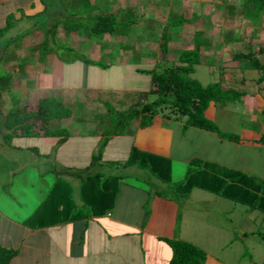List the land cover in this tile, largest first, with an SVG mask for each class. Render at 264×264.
Returning a JSON list of instances; mask_svg holds the SVG:
<instances>
[{
    "label": "crops",
    "instance_id": "0c3cea01",
    "mask_svg": "<svg viewBox=\"0 0 264 264\" xmlns=\"http://www.w3.org/2000/svg\"><path fill=\"white\" fill-rule=\"evenodd\" d=\"M208 1L212 0H199L198 4H200L201 8L203 5L205 10L204 12L202 10L200 14L202 17L210 14L209 17L215 19L214 23L217 24L216 18L219 16L220 10L216 4H219V1L213 0L214 2H211V4ZM24 4L26 3L19 0H0V10L2 9L1 7L6 6H11L14 9L21 7L19 10H23ZM23 19L20 16L17 21L21 22ZM260 23L261 26L251 25L249 27L251 31L255 27L260 28L262 33L258 34V38L262 39L264 38V35L262 36L264 33V17ZM12 27H14V24ZM57 61L60 62L59 60ZM35 62L37 63L38 61L35 60ZM40 62L42 61L37 64L41 65ZM53 62L54 60L51 67L57 66ZM106 63L110 66L118 65V63L116 64L113 61H107ZM67 64L70 65L71 63ZM44 68L45 66L42 67V70ZM133 69L135 81L132 83L136 87L133 86V89L130 87L131 91H126V93L125 90L116 93V100L122 104L129 103L128 101H130L132 94L130 92L143 93L150 88V85H148L143 89L138 88L137 90L138 71L137 67H133ZM242 69L246 70L243 67ZM142 74L138 72L139 77ZM143 77L146 78L145 84L147 85L150 79L146 75H143ZM244 82L246 83L247 81L243 80V84ZM36 89L39 91V88ZM71 89L74 92L69 93L65 89L57 96L65 105L68 103L67 99L70 101L68 97H75L80 94V91L95 90L100 92L98 89L101 88L96 85L92 88L90 85L84 84L83 88L80 89V85L73 82V88ZM258 94L261 96L260 99H257L256 95L251 97V95L243 93L239 98L234 99L235 103L232 106L228 103L231 99L227 102L217 101V105L210 107L209 113L207 111V115L213 119L222 132L233 133L243 137L240 142L222 138L215 132L204 131L194 127L184 129L183 121H174L157 115L154 117L153 123L146 128H139L134 121L128 125L125 134L112 137L104 148L99 160L100 164L104 161L111 164V167L107 166L106 168L105 166L103 170H98L95 167L93 168L94 170L90 169L87 173L80 171L82 167L80 165L75 166V168L70 167L75 172L68 170V175L79 177L80 181L88 173L95 172L102 177L121 176L114 209L111 213L103 216H91L81 218L78 221H68L47 227H31L25 222L36 211L40 203L36 204L43 200V196L47 194L46 192L49 189L40 190L44 186H37L38 195L36 196L34 183L28 182L26 177H30L35 172L36 175H39L36 180L37 183H41L43 179L46 183H53L56 178L52 173L58 174L57 170H45V173L49 172L39 174L37 164L26 165L23 162L20 163V169L19 167L17 168L19 171H16V168L10 169L8 172L10 179L8 191L0 184V245L14 248L18 251L11 264H169L172 250L166 239L172 238L190 241V243L205 251L207 258L203 264H264V231L261 232L259 228L254 226V221L258 219L262 220L258 224H264V216L261 218V214H264V187L260 191L251 185L252 182L264 184V167L259 161L258 163L253 162L251 157L250 160L248 159L250 148L255 147V149H258L257 152H264V143L259 142L260 138L264 136V101L263 93L260 94L258 92ZM250 97L251 99L247 101ZM144 98L141 97V100H144ZM104 101L109 102L104 99L101 101L102 104H105ZM110 103H112L111 100ZM112 104L115 105L114 103ZM115 107L118 108L116 105ZM75 128L78 129H74L71 132L73 135L71 136L70 134L63 144L58 143L56 139L50 140V143L53 147L64 146L65 148V145L70 142V144L74 145L73 148H76L75 150H79L76 152L78 157L82 156V152L85 149L82 145L90 143L87 146L89 149L87 151L88 162L83 165L86 167L91 162L92 153L97 149L96 146L101 136L92 133L93 140L91 141L87 134L83 135V133H80L79 135L78 130L80 127ZM15 137L21 140L29 139V137L36 138V136L26 137L20 135ZM39 137L43 139L38 140L41 141L39 144L46 147L48 144L44 143V139L47 137ZM4 144L13 151L16 149L21 151L26 149L29 150L28 152L33 151L36 157H39L38 163L43 164L45 167L48 166L46 161L44 162L43 160L48 158L46 154L51 149L50 147L45 148L46 151L43 154L35 146L21 145L19 142H15V145L12 142V145L5 142ZM132 144L141 150L171 159L172 171L171 182L169 183L172 184L170 185L177 184L185 179L188 168L193 166L191 161L195 157L206 161H215L220 164V167L222 165V169L214 165V167H210L211 169L207 168V170L230 183H232V180L231 178L229 179V176H234V172L246 174L248 177L247 183L242 180L241 182H236L239 189L235 197L226 198L222 196L229 202L217 200L212 195L214 198L211 206H215L218 202L221 203L218 207L219 211L212 215L213 218H207V214L202 207L193 206L198 213L202 214V219L195 225L197 226V228L195 227L196 229H191V233L198 237V235L200 236L201 233H204L203 225L216 227V230L213 229L210 233L211 235L214 233L212 239L216 237L215 241L221 248L219 252L217 250L213 251L211 241L201 239L197 243L198 238L194 237L197 239L194 240L189 235L188 227L183 226V222L184 220L186 221L184 223L187 224L191 222L187 216L179 215L181 207L176 199L167 197L163 191L164 194L154 191L155 187L162 181L159 182L160 180L146 169L136 166H124L122 164L126 160ZM58 147L56 148L58 149ZM240 151L247 155L241 162L242 158L238 159V161L236 160L237 152ZM216 154H223L226 158L217 157ZM62 156L66 158L71 155H68L65 151ZM4 159L10 160L7 157H4ZM261 162L264 164V156ZM177 163L181 165V171H176L175 165ZM247 163L251 165L249 169L246 166ZM60 165H62L61 162L57 163L56 166L62 172L63 169L59 167ZM259 166H262L263 169ZM228 168L232 169L230 171L231 175L226 173V170H229ZM250 178L252 179L250 180ZM151 185H154V187ZM197 189L204 190L194 188L189 193L191 202L193 192ZM244 190L247 192L245 193V201L242 200L244 196L241 197V192L244 193ZM204 191L210 193H206V195H216L215 192ZM34 196L36 197L34 198ZM254 197L255 201L252 202ZM74 200L79 206H82V200L78 196ZM237 204L244 205V207H238ZM187 208H189V205L185 203V209ZM179 216L181 224L177 227ZM219 220H230L231 225L234 226L228 230L220 226L222 224H217Z\"/></svg>",
    "mask_w": 264,
    "mask_h": 264
},
{
    "label": "rangeland",
    "instance_id": "374dc122",
    "mask_svg": "<svg viewBox=\"0 0 264 264\" xmlns=\"http://www.w3.org/2000/svg\"><path fill=\"white\" fill-rule=\"evenodd\" d=\"M19 1L26 3L24 4L23 10H19L21 7L19 9H14L11 8V6L1 7L2 9L0 10V27L5 26V22L7 20L6 17L11 13L12 17L10 20L14 24V27L10 28L5 34L0 36V88H2L1 85L3 83L10 84L8 90L0 89V184H8V188L10 186L9 170L12 168L17 169L18 167L20 169V163L23 162L26 165L37 164L39 174H46L49 171L57 170L58 174L52 173V175L55 176V178L57 175H60L65 180H68L73 188V198L77 196L80 198V178L72 175L69 176L68 170L75 172L70 169V167L75 168V166L80 165L82 166L80 171L83 173L90 171L85 170V166H83L88 162L87 151L89 149L87 146H89L90 143H88V145H82L85 148L82 152L83 157H78L76 152L79 150H75L76 148H73L74 145L70 144V142H68V145H65V148L64 146L53 147L50 140L53 141L56 138L44 139V143L48 144L46 147L39 144L41 141L38 140L42 139L39 136H36V138L29 137V139L27 138L25 140L16 139L14 136L10 141H6L9 142V145H15V142H19L21 145L35 146L40 152H43V154H45V148L50 147L51 149L46 154L48 158L43 160L48 164L46 167L43 164L38 163L39 157H36V154L33 151L28 152L29 150L26 149H22L23 151L18 149L13 151L9 149V147L4 144L5 140L3 135L6 132V129L3 127L2 120H4L6 112L12 105L27 104L31 106L37 102L39 97L47 95L59 96L65 89L66 92L68 91L69 93H72L74 92L71 89L73 88V82L75 84H79L80 89L83 88L84 84L90 85L92 88L96 85L101 88L98 89L100 92L92 90L93 93H95L93 94L92 91H80L81 95L78 94L75 97H68L70 101L67 99L68 103L65 106L71 108V117L62 119L59 122H54L55 126L64 127L69 132H73L74 129H78L75 127H80L78 130L79 135L80 133H83V135L87 134V136H89V140L92 141L93 136L91 134L93 131H97L94 130V128L99 121L98 119H104V115L106 113V104H102L101 101L105 99L109 101V104H111V100V102L118 108L123 109L127 108L132 103L140 101L141 97H145L144 100L148 101H151L156 97L155 94H148L149 90L144 92L142 91L143 93L137 92V94L136 91H134L130 92L132 94L130 101H128L129 103L122 104L120 101L116 100V93L123 92L124 90L126 93V91H131L130 89L133 86L136 87L132 83L135 81V73L132 72L133 67H137V71L143 73L139 77L137 72V90L138 88L143 89L148 85L151 86V75L144 73L141 70L144 69L148 71L150 69H156L160 71L163 68L162 65L168 67L172 66V64L178 61L181 46H185L187 44L193 45L190 43L193 41L192 38L195 39L194 42H197L199 40L198 37L202 36V41L205 43V46L202 45L200 47V52L205 59L202 64L197 66V70L193 74V77L198 78L204 85L209 83H220L225 88L240 90L243 93L251 95V97L256 95L257 99H260L261 97L258 92L260 94L263 93L264 101V70L249 68H245L246 70H244L242 69L243 61H235L233 59L236 52H246L249 49L257 52L260 45L264 43V38H258V34L261 32L260 28L255 27L253 28L254 31H251L249 27L251 25L261 26V23H248L243 17V0H218L219 4H216V6H219L217 8L220 10V13L216 18L217 24L214 23L215 19L212 17H209L210 20L200 17L199 21H196L191 25L183 24L180 26H170L168 31L172 38L169 42L168 52L164 56L161 52L160 46L162 44V35L164 33L166 21L177 18L180 16L182 11L185 13L186 17H190L195 13L199 15L202 10L204 12L205 10L203 5L201 8L200 4H198L199 0ZM70 2L81 5L90 3L95 7L94 12H114L117 11L119 7L124 6L128 8L127 12L124 13V18L127 19L129 17L131 19H135L136 22L134 25H127L123 28L121 27L114 35H105L100 38H93L86 33L85 28L74 21L79 18L78 14L73 15L67 11V5H69ZM211 2L213 3L214 1H208L209 4H211ZM85 11V13H81L79 16L83 15L85 16L84 18H88L87 10ZM231 13H234L235 16ZM209 15L210 14H208V16ZM20 16L24 19L21 22H18L17 19ZM65 19H70L72 23L68 26L63 24L56 25L58 20ZM55 26L57 27L56 31H54ZM232 32L237 33V36L234 37ZM263 35L264 33L262 36ZM45 36L48 40L47 45L51 48H56L54 43L55 41L61 42L67 47H74L89 56V58L95 62V65L88 66L78 61L69 65L59 60L63 63L62 64L57 61L58 59L55 58V54L52 52L51 48L45 51L46 53L44 58H40V60H38L40 45L44 42ZM234 38H237L236 41ZM12 56L15 58V62L19 64L22 62L18 72H15L14 66L10 65L11 63H15L13 61L11 62L9 59L12 58ZM261 59L264 62V54L261 55ZM35 60L38 62L42 61L40 62L41 65L37 64L38 62L36 63ZM53 60V63L57 64L55 67H51ZM107 61H113L116 64L118 63V65H107ZM99 63L101 64L100 66H98ZM102 65H106V67H103ZM43 66H45V68L42 70ZM143 75L149 77L150 84L149 82L147 85L145 84L146 78L143 77ZM243 80L247 82H244L243 84ZM36 88H39V91H37ZM243 93L241 95H243ZM251 97L248 98L247 101H249ZM90 100L91 102H89ZM227 101L228 100L223 102ZM228 103L232 106L235 101L231 99ZM215 105H217V103L213 106ZM210 110L211 108L208 110V113ZM72 135L73 134H71V136ZM56 147H58V149ZM63 150L71 156H67L66 158L63 157L62 154L65 152ZM257 151L258 149H255V147L250 148L248 152V159L250 160L251 157L253 162L258 163L259 161L264 167V164L261 162L264 152ZM96 152L97 149L95 153ZM96 154H98V152ZM216 155L217 157H221L223 159L226 158L223 154ZM4 157L9 158L10 160H6ZM245 157H247V155L240 151L237 152L236 160L238 161V159L242 158L240 160L241 162ZM59 162L62 163V165L59 166L63 169L62 172L59 170L60 168L56 166ZM209 162L216 165L220 169L223 167L222 165L220 167V164L215 161ZM100 163L101 162L99 160L94 161L91 170H94L93 168L95 167L98 170H103L105 166L106 168L107 166L111 167V164L107 162L102 161V164ZM175 166L176 171H181L182 167L179 163ZM246 166L248 169L251 167L249 163H247ZM262 166L259 167L263 169ZM19 169L16 171H19ZM228 169L229 170H226V173L231 175L232 173L230 171H232V169ZM45 170L49 171L45 173ZM38 176L39 175H36L35 172H33L30 177H26L28 182L34 183L36 196L38 195V187L44 186L43 188H40V190L47 188L50 189V185L52 186L53 184L49 182L46 183L43 178H41L43 179L41 183H37L36 180ZM170 184L172 183L161 182L157 187H155V189H153L158 192L163 191L167 197L176 199L181 207L179 215L184 217L187 216L191 222H188L187 224L184 223L186 222L184 220L183 226H187L189 235L194 240H197L194 238L197 237V235L195 236V234L191 232L193 229L197 228L195 225L202 219V214L198 213L194 207H202L207 214V218H213L212 215L219 211L218 207L221 204L218 202L215 206H211L213 198L216 197L217 200H222L223 202L229 201L222 198V195H206V193H210L197 189L193 192L194 194L191 202V196L189 194L186 196L179 191L173 190L172 185ZM152 187H154V185ZM31 194H29V196H31ZM212 195L214 197H212ZM36 196H34V198ZM46 196L47 194L43 196V200ZM42 201H39L36 205L39 203L41 204ZM185 203H188L189 208L185 209ZM237 206L244 207V205L238 204ZM263 216L264 214H261V218ZM180 221L181 219L179 216V220H177L179 224H177V227L181 224ZM259 222H262V220L258 219L257 221H254V226L259 228V231L263 232L264 224H258ZM217 224H222L220 226H223L228 230L234 226L231 225L230 220H219ZM203 227L204 233H201L200 236L198 235L197 243L200 242L201 239L204 241L209 240L211 241L213 251L217 250V252H219L221 248L215 241L216 237L212 239L214 233L212 235L210 233L211 230H216V227H212L210 225H203ZM259 231L258 234L260 235Z\"/></svg>",
    "mask_w": 264,
    "mask_h": 264
},
{
    "label": "trees",
    "instance_id": "16d2710c",
    "mask_svg": "<svg viewBox=\"0 0 264 264\" xmlns=\"http://www.w3.org/2000/svg\"><path fill=\"white\" fill-rule=\"evenodd\" d=\"M243 1L242 14L246 21L252 24L260 23L264 17V0ZM67 6L69 13L78 14L79 18L74 21L85 28L86 33L93 38L114 35L121 27L134 25L136 22L135 19L124 18V13L128 10L124 6L119 7L114 12H94L95 7L90 3L81 5L70 2ZM84 9L87 10L88 18H84L85 16L83 15L79 16V14L86 12ZM231 14L235 16L234 13ZM8 16L6 17L5 26L0 27V36L13 26L10 20L12 13ZM209 16L206 15L203 18L210 20ZM200 17L202 18L201 14L198 15L196 13L186 17L182 11L177 18L166 21L160 46L163 56L167 54L169 42L172 38L168 28L183 24L191 25L199 21ZM70 23H72L70 19H65L58 20L56 25L63 24L68 26ZM54 28V31H56L57 27L55 26ZM233 34L234 37L237 36V33ZM201 37H198L199 40L197 42H194L195 39L192 38L193 41L190 43L193 45L181 46L178 61L172 66L162 65L163 68L160 71L156 69L141 70L151 75L152 85L148 94L156 95L153 100H140L123 109H118L112 103L109 104V102L104 101L106 104L104 119H98L99 121L94 128L97 131L92 132L101 136L96 146L98 154H96L97 152L92 153L91 162L85 167V170H90L93 162L101 159L103 150L112 137L123 135L127 132V127L131 122L135 121L139 128H146L153 123L154 117L157 115L174 121H183L184 129L194 127L204 131L215 132L222 138H228L232 141L240 142L243 140L240 135L222 132L213 119L207 115L208 109L217 101L237 99L243 92L234 88H225L220 83L204 85L198 78L193 77L197 66L202 64L205 59L200 52V47L202 45L205 46ZM236 39L234 38L235 41ZM47 42L48 40L45 36L44 42L40 45L38 60L44 58L45 51L51 48L47 45ZM54 43L56 48H51V50L58 60L64 63L79 61L85 65H95V62L83 51L74 47H67L61 42L55 41ZM262 54H264V43L260 45L257 52L252 49L246 52H236L233 59L235 61H243V68L264 70V62L261 59ZM13 56L9 58L11 62H15ZM21 63L15 62L10 65L14 66L15 72H18ZM100 65L99 63L98 66ZM102 66L106 67V65ZM1 87V90H8L10 84L3 83ZM71 115V108L65 106L63 101L57 96L47 95L39 97L37 102L31 106L27 104L12 105L6 112L4 120H2L3 127L6 129L3 135L4 140L5 142L10 141L16 135L42 136L56 138L58 143H63L68 139L71 132L64 127L55 126L54 122L70 118ZM260 141L264 143V136L260 138ZM191 163L193 166L188 168L185 179L172 185L173 190L179 191L184 195L189 194L194 188H201L226 198H233L239 189L236 182H241V180L248 182V177L244 173L234 172V176H229L232 183L213 175L207 168L214 167V164L202 158L195 157ZM122 164L124 166H136L146 169L160 181L171 182V159L141 150L134 144L131 145L129 154ZM120 178L121 176L102 177L96 172L88 173L81 179L80 199L83 204L79 206L73 198L71 183L57 175L46 198L25 223L31 227H47L111 213L115 206ZM251 185L260 191L264 187L262 183L252 182ZM2 186L8 191V184H2ZM243 192H241V197L244 196L242 200L245 201V193L247 192L245 190ZM161 194L164 193L162 192ZM255 197L252 202L255 201ZM166 241L170 244L172 250L169 264H203L207 258L205 251L188 241L177 238L166 239ZM17 253L18 251L14 248L0 245V264H11Z\"/></svg>",
    "mask_w": 264,
    "mask_h": 264
}]
</instances>
